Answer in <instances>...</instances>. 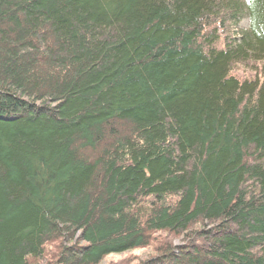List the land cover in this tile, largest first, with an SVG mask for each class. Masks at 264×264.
<instances>
[{
  "label": "trees",
  "instance_id": "obj_1",
  "mask_svg": "<svg viewBox=\"0 0 264 264\" xmlns=\"http://www.w3.org/2000/svg\"><path fill=\"white\" fill-rule=\"evenodd\" d=\"M152 246L264 264V0H0V264Z\"/></svg>",
  "mask_w": 264,
  "mask_h": 264
},
{
  "label": "rangeland",
  "instance_id": "obj_2",
  "mask_svg": "<svg viewBox=\"0 0 264 264\" xmlns=\"http://www.w3.org/2000/svg\"><path fill=\"white\" fill-rule=\"evenodd\" d=\"M246 27H248V20H241L239 23V28L245 29ZM157 236V238H160L159 240H161L164 239L167 234H158ZM157 242L158 241L153 242V245H158ZM181 242V239L174 240V244L176 245H179ZM50 249L51 247H48V250ZM155 253V248L152 246L146 249H138L121 255H112L107 257L101 264H141L142 262L154 256Z\"/></svg>",
  "mask_w": 264,
  "mask_h": 264
}]
</instances>
